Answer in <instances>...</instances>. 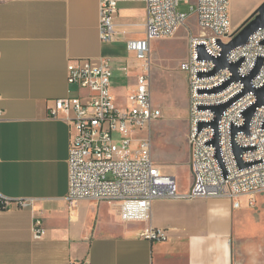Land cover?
<instances>
[{
	"label": "crops",
	"instance_id": "1",
	"mask_svg": "<svg viewBox=\"0 0 264 264\" xmlns=\"http://www.w3.org/2000/svg\"><path fill=\"white\" fill-rule=\"evenodd\" d=\"M146 20L145 0H121L116 36L103 41L100 0L0 3V194L11 201L0 209V264H264V190L156 199L143 221L124 219L116 201L67 198L72 128L49 107L87 94L68 83L69 63L84 59L109 62L125 106L119 98L127 101L140 72L128 43L145 36ZM150 226L168 238H145Z\"/></svg>",
	"mask_w": 264,
	"mask_h": 264
},
{
	"label": "built area",
	"instance_id": "2",
	"mask_svg": "<svg viewBox=\"0 0 264 264\" xmlns=\"http://www.w3.org/2000/svg\"><path fill=\"white\" fill-rule=\"evenodd\" d=\"M7 0H0V3ZM121 0H100V35L103 41L116 36L115 19ZM147 20L145 36L128 43L135 53L140 72L135 88L120 106L112 92L113 68L106 60L84 59L68 65V83L85 90V96L55 99L49 107L54 117L68 116L72 128L69 153L68 200L74 204L83 199L119 202L122 217L143 221L148 217L154 200L160 198H194L226 196L236 198L264 190V104L257 106L249 122V132L240 130L234 142L248 148L241 158V167L234 152L233 127L246 124L245 111L258 101L256 91L264 86V27L254 32L248 42L228 54L236 63L240 80L231 82L217 93L213 89L229 80L233 73L221 69L214 75L200 76L212 71V59H200L198 46L204 44L213 57L221 55L218 41L228 43L235 29L231 18V0H145ZM181 2L190 3L199 32L189 36L190 56L180 64L189 83V142L192 148L193 182L189 193L178 189L177 176L164 172L152 153L151 125L162 116L154 105L151 90V41L171 37L188 24L187 13L180 12ZM1 55V53H0ZM263 58L259 72L252 78V89L237 98L220 116L217 129L201 122H212V106L225 103L244 92L245 79ZM204 91V92H202ZM119 136L115 137L114 134ZM218 133V147L212 143ZM254 200L251 201V204ZM11 201L0 194V209ZM32 206V201H22ZM235 206L239 202L235 201ZM35 237L44 234L42 221L33 224ZM150 240H166L165 228L150 226L143 234ZM81 264H91L85 261Z\"/></svg>",
	"mask_w": 264,
	"mask_h": 264
},
{
	"label": "rangeland",
	"instance_id": "3",
	"mask_svg": "<svg viewBox=\"0 0 264 264\" xmlns=\"http://www.w3.org/2000/svg\"><path fill=\"white\" fill-rule=\"evenodd\" d=\"M261 0H232L231 18L234 29L243 23L246 10L261 4ZM178 10L187 13L188 24L175 35L151 41V90L154 105L162 109V116L152 123V153L161 169L177 176L178 189H190L193 182L192 148L189 142V83L180 64L190 56L189 36L199 32L190 3L181 2ZM251 13V15L253 14ZM236 26V27H235ZM122 105L124 97L119 98ZM115 137L119 134L115 133Z\"/></svg>",
	"mask_w": 264,
	"mask_h": 264
},
{
	"label": "water",
	"instance_id": "4",
	"mask_svg": "<svg viewBox=\"0 0 264 264\" xmlns=\"http://www.w3.org/2000/svg\"><path fill=\"white\" fill-rule=\"evenodd\" d=\"M262 27H264V2L250 17H248L244 21V23L238 29H236L234 31V33L232 34L233 35L232 39L228 43H223L220 40L218 41V43L222 47V52H221L220 56L213 57V56L209 55L208 52L206 51L204 44H200L198 46L199 58L200 59H212L214 61V63L216 64L215 68L212 71L207 72V73L201 72L199 74L200 76L214 75L218 71H220L221 69H226V68H228L233 73V76L229 80H227L226 82H224L220 86H217V87L210 89V90H206L207 92L217 93V92L225 89L231 82L241 79V77L238 74V68L241 65L243 59L236 62V63H230L228 61L227 56L233 49L237 48L238 46L246 44L248 42L250 36L254 32H256L259 28H262ZM263 43H264V41H263ZM262 64H263V58L260 57L257 61L256 67L252 70L250 75H248L245 79H243L245 84H246L244 92L239 94L237 97L232 98L231 100L225 102V103H222V104L216 105V106H212L211 108L215 112V119L212 122H201L199 125L200 128L211 125L217 129L220 116L223 114V112L226 110V108H228L242 94H244L245 92L252 89L251 80L259 72ZM202 92H204V91H202ZM256 94L258 96L257 103L254 104L252 107H250L248 110H246L244 113L245 117H246V124L242 127H233V130H232L233 142H234V137L238 131L243 130L245 132H249L250 119L252 118L257 106L264 104V86L261 87L260 89H258L256 91ZM212 143L218 147V133L216 134V137L212 141ZM247 149L248 148L238 146L234 142V152H235V155L237 157L238 163L241 167L246 166V164L243 162V160L241 158V155Z\"/></svg>",
	"mask_w": 264,
	"mask_h": 264
}]
</instances>
